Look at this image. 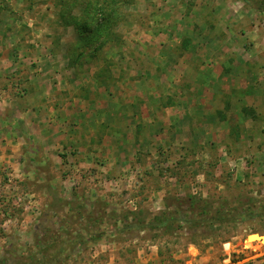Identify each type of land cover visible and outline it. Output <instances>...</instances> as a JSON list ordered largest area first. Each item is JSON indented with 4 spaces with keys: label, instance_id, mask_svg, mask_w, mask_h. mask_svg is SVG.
<instances>
[{
    "label": "rangeland",
    "instance_id": "374dc122",
    "mask_svg": "<svg viewBox=\"0 0 264 264\" xmlns=\"http://www.w3.org/2000/svg\"><path fill=\"white\" fill-rule=\"evenodd\" d=\"M76 1L0 0V93L11 113L30 84H151L154 70L156 84L207 75L252 85L241 119L223 115V136L210 123L185 144L181 127L166 124L163 135L179 128L175 142L164 136L131 158L106 153L84 166L78 149L62 153L64 167L48 165L49 192L32 206L27 192L38 186L0 171V264H264V0H118L109 9L115 35L101 49L82 45L64 19L80 13ZM170 91L162 98L195 109L185 90L181 99Z\"/></svg>",
    "mask_w": 264,
    "mask_h": 264
},
{
    "label": "crops",
    "instance_id": "0c3cea01",
    "mask_svg": "<svg viewBox=\"0 0 264 264\" xmlns=\"http://www.w3.org/2000/svg\"><path fill=\"white\" fill-rule=\"evenodd\" d=\"M202 67L203 65L200 67L203 70ZM127 70L132 73L134 69L128 67ZM156 74L153 70L151 84L150 81L145 84H42L37 89L34 84H30L27 99H15L17 103L14 102L16 106H13L12 113L6 107L8 102L5 91L3 95L0 93L1 174L4 170L13 171L10 174L13 177H19L20 180L26 177L24 183L38 186L27 192L32 206L33 203L43 201L49 192V184L46 180L44 183L42 177L49 175L48 165L53 169L64 167L62 153L70 154L71 149H78L86 157L82 164L84 166H92L98 156L107 155L106 153L112 154V157L115 154L121 155L123 159L131 158L139 151H153L162 143L164 136L175 142L180 136L179 128L175 127L173 131L163 135L164 130H168L165 128L166 124L181 127L185 144L191 143L194 129L209 130L210 123H214L215 131L223 136V115L230 116V119H241L244 93L252 85L211 84L207 75L203 78L207 82L202 84H181L183 81L179 79V84H156ZM239 79L241 81V76L236 81ZM244 80H247V76ZM32 87L34 91H31ZM67 87H72L69 90L71 98L66 93ZM97 89L105 91L96 92ZM171 89H176L179 99L178 92L185 90L184 98H194L197 101L193 103L195 109L193 105H189V109L187 101L176 105L180 103L162 98V94L171 92ZM231 89L238 96L234 97ZM197 97H200L201 102ZM51 99L53 102L50 106ZM100 104L102 106L97 110ZM53 114L55 117H51ZM68 114L72 115L71 119ZM98 114L101 118L99 121ZM57 117L58 123L63 124L60 128H55L54 119ZM87 118L88 123H84ZM113 143L117 149L113 147ZM1 176L0 183L5 177ZM22 215L29 217L33 213L24 212ZM2 225H7V222ZM4 243L6 240H1L0 237V246Z\"/></svg>",
    "mask_w": 264,
    "mask_h": 264
},
{
    "label": "trees",
    "instance_id": "16d2710c",
    "mask_svg": "<svg viewBox=\"0 0 264 264\" xmlns=\"http://www.w3.org/2000/svg\"><path fill=\"white\" fill-rule=\"evenodd\" d=\"M81 1L82 2L76 1L77 6H79L80 8V13L78 15L70 14L71 20L69 18H66V16L64 15V19H67V21L69 22V25H73L74 28H76L77 34L79 36V40L82 45H87L88 47H91L94 42L99 41L97 43L98 49H101L102 47H106L107 46L106 44L115 35V33L112 32V30H110L109 28L112 23V18H111L109 9L111 6L113 7L114 3L117 4L118 0H110L111 4L109 3V0H103V2H100L99 0H96V2H94V0H81ZM117 6H115V8ZM92 52L89 55L91 60L92 58H95V55H96L95 54L96 51L94 49ZM69 54H70V58L74 60L73 52H70ZM170 216L173 217L172 214ZM184 217H185V221H189L188 214H185ZM180 218L182 217L180 216ZM60 226L63 227V225H60ZM70 239L71 241H76L77 238L75 239L70 238ZM90 239L94 240L95 242L99 241V238L95 234H92L90 236ZM59 242H64V241L59 240ZM65 245L67 246V243ZM62 248H66L68 250V248L65 246H63ZM9 253L10 252H8V254ZM9 260L10 258H3L2 263L7 264ZM40 260H41L40 258L39 260L38 258H34L30 264H41L42 262ZM57 261L58 259L56 258L55 262ZM45 262L46 264H54L52 260L51 261L47 260Z\"/></svg>",
    "mask_w": 264,
    "mask_h": 264
},
{
    "label": "bare ground",
    "instance_id": "6f19581e",
    "mask_svg": "<svg viewBox=\"0 0 264 264\" xmlns=\"http://www.w3.org/2000/svg\"><path fill=\"white\" fill-rule=\"evenodd\" d=\"M256 236L259 237L258 235H252V236H250V238L252 239V237H256Z\"/></svg>",
    "mask_w": 264,
    "mask_h": 264
},
{
    "label": "water",
    "instance_id": "95a60500",
    "mask_svg": "<svg viewBox=\"0 0 264 264\" xmlns=\"http://www.w3.org/2000/svg\"><path fill=\"white\" fill-rule=\"evenodd\" d=\"M255 235H257V234H255Z\"/></svg>",
    "mask_w": 264,
    "mask_h": 264
}]
</instances>
